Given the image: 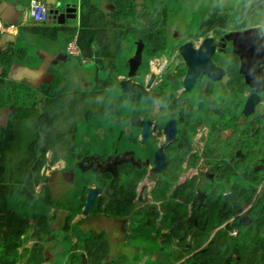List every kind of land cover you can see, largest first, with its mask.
Wrapping results in <instances>:
<instances>
[{
	"label": "rangeland",
	"instance_id": "rangeland-1",
	"mask_svg": "<svg viewBox=\"0 0 264 264\" xmlns=\"http://www.w3.org/2000/svg\"><path fill=\"white\" fill-rule=\"evenodd\" d=\"M93 1L98 6L99 10L101 11L104 10L105 12L111 9L112 3H113V0H93ZM137 1L143 2L144 4H153V3L164 4L166 2H169L170 4L175 3L174 0H137ZM249 1H251V5ZM49 2L50 4L44 1L45 6L47 7V15L45 18H42V19L35 18L34 15L32 14L31 5H29V8L26 10L25 16L26 17L30 16V18L36 24H39L40 27L48 25V24H45L47 22H52V21L54 23L59 22V21H56L54 18H51V10L52 9L60 10V8L53 7V4H55L53 3V1H49ZM257 2L258 0H181V3H180L181 6L179 7V9L183 5L187 8L180 10V11L178 10L176 15H174L170 9L169 10L163 9L160 12L161 14L160 29L164 30V28H161L162 26L168 27L167 33H166L168 41L165 44H163L164 49L170 50L172 47V44H174L179 38L183 37V39H186L188 36L193 35L196 28L197 27L200 28L202 25L206 24L210 17L211 19L217 20V23H219L220 21L217 15H211L217 10L216 7H213L216 5L221 6L224 10H228L227 11L228 18H231V20H225L223 21V23L226 25V28L231 29V31L234 33L235 36H238L237 34L239 33L240 29H237L235 26L238 23V20H237L238 8H241L242 25H248L255 21L254 18L249 15L250 8H253L251 10V13H253L254 15L255 14L257 15L258 13H260L258 16V19L262 18L264 20V8H262L261 10H256V5L258 4ZM202 3L203 4L207 3L205 10L203 11L198 7V5H196V4H202ZM234 3H237V4H234ZM231 4H234V5H231ZM239 4H242V6L238 7L237 9L234 8ZM71 7H73V4L71 5ZM254 10H256L258 13ZM76 11H78L77 7H76ZM61 12H65V10ZM149 13L152 14L154 13V11L150 9ZM149 13L148 14H146V12L142 13V17L141 19L139 18V22L146 21L148 24H150L151 14ZM163 13H168V15L164 17L162 15ZM0 19H1L2 24H6V26H3L0 24V43H1V39L3 35L6 34L8 31L7 27L12 28L13 25L12 23H6L7 20L5 21L4 17L1 16V13H0ZM169 26H174L175 28L169 27ZM172 29H177V33L172 35V32L170 31ZM240 32H244V31L241 30ZM164 35H165V32H164ZM139 39H142V38H139ZM137 40L134 39L132 30L130 28L129 42L131 43L132 41V44H131L132 48H129L128 50L121 48V50H119L118 53H116L117 57L114 59V65L116 67L115 71L105 68L106 66H108L105 61L103 64L99 63L98 68H99L100 76H104L105 74H107V72L104 69L110 70L111 74L114 75V85H116L117 87V88L112 87V88H107V89L102 90L104 94L105 102H103L100 99L101 97H99L98 95L89 96L90 94L89 88L82 86L83 87L82 89H84L85 92H83V90H77L78 92H75L73 89L70 90L68 86L66 87L68 92L71 95V98L73 97V99L76 100V103H74L73 110H71L70 112L69 122L66 124V117L63 114L62 120L57 124V128L60 130L61 129L65 130L66 128L65 135L67 136V138L64 139V142H65L64 151L62 152L59 151V154H60L59 159L61 158L60 161L57 162L55 165L48 164L49 169L46 171V174H47L46 176L49 177L55 174V171H53V169H57L62 164L61 160L63 159H66L68 161L70 160L72 149H69L68 147L70 146V144H74L76 146V151L78 150L77 152L80 153V155L77 154V158L73 159L70 162V166L75 168V165L78 163L79 168L76 169L75 171V174L78 176L77 180L75 182L73 181L72 173L70 171H66L67 173L65 171L59 172L52 177V180L53 178L55 179L51 182L52 189L54 190V193L56 194V196H53L54 198L51 195V189H48L47 192L45 191L47 194L44 193L41 196L39 195L40 196L39 200L38 199L32 200L28 197H23L17 192L15 193L13 199L10 200L12 206L22 213H26L30 215H32L33 213H43V214H54L55 213L56 214V218L52 221V225L55 224V227H56L54 228L55 230H53V233H52L53 241L48 243V247H50L49 249L51 250L49 253L56 254V256L54 259H51L50 261H48L50 264H65V262H67V260L69 259V256L71 254H74L75 244H77V246H83L86 243V239L90 238L91 233L93 231L97 232L98 234L99 232H101L99 231L98 228L95 227L94 223L92 222L86 223L85 216H83L84 211L81 205L82 201L80 200V197L84 193L82 191L83 188L90 182L91 179H93V181L96 180V177H97L96 171H99L97 170L96 167L93 168V165L90 163V161L95 164L96 159H94V157L96 156H100V157L102 156L103 158H105L107 155H110V154L118 156L120 154H124L127 151H134V153L138 154V156L135 154L137 157H142L145 155V150H144V147L142 146V141L140 138L142 134L141 128H140V132L139 130H137L136 135L139 134V139H137L136 141H133L130 138V135H127L125 131L127 123L133 122V120L139 118L138 112H137L138 104L140 105L141 110H143L146 107L148 108L149 113L152 116V120L154 121V123L150 122L149 128H148L150 132L149 135L151 137V140H153V142L152 141L149 142L150 147H152V144L154 145V143L156 142V140H154L155 138L161 137V136H158V128L160 126V123L162 122L161 120L162 113L158 115L155 113L154 107H153L154 101L151 104L148 103V101L151 100L153 96L138 97L137 94L135 93H131V92L126 93V92H123L121 89V83L125 82L127 78H129L128 72H129L130 67L128 64V60L132 56H134L136 52ZM71 42H75L77 47L79 48L78 54H72L69 52L68 46ZM65 48H66V52L68 55L73 56V57L80 56L81 58L79 59H83L82 51L78 44V36H74L71 40H69ZM2 54H4V60L6 62L11 59L10 55H16V54L25 55L23 52H19L18 50H14V49H12L11 52L9 51L0 52V56ZM154 56L155 55L151 53V56L149 57V60L147 62H145L143 58V64L139 67V69L136 72L130 75V78L132 80L139 81L140 83L146 85L151 74L156 73V69L154 67V63L156 65V61L154 60ZM144 57H146V53H144ZM41 61H43V58ZM74 63L81 65V61H79L77 58L74 59ZM192 66L193 65H191V67ZM81 69L85 71H81L79 73L78 75L79 82L77 83L84 84V83H80L81 80L79 78L84 77V76H87L88 78V75L97 69V64L82 63ZM102 71L104 72L103 74H102ZM108 76L109 74H107V77ZM234 78L238 80L236 76H234ZM68 79L71 81L72 77H69ZM96 79H97V76L96 74H94L93 83H94V87L97 89ZM108 79L109 77L107 79H103V81L108 80ZM165 79L167 80L166 81L167 84L165 85L166 88L168 90L173 89L174 86L170 84L171 80L168 79V77ZM9 84L13 85L16 83L9 82ZM12 85L5 87L7 89L12 88V90L8 91V94L11 93V97H15L17 94L19 97L20 95L25 96V99L21 97L19 99H21L22 101H25L26 105H30L34 101V105H36L38 108H41L38 104L40 103L39 102L40 98L38 97L39 93H37L36 97L34 98L33 94L31 93L33 91L32 88L27 89L24 86H21L19 88L17 87L13 88ZM44 85H47V84H43V86L41 87V90H44L43 89ZM185 85H187L190 88L192 87L193 84L191 83L190 85H188L187 80H186ZM148 91H151V94L153 93L154 91L153 84H152L151 89H149ZM35 99H38L39 101H36ZM226 100L227 102L231 101V99L228 96ZM200 102H201V99H199L198 101V104H197L198 106ZM99 104L103 106L102 110L100 111H99ZM237 104H239V102H237ZM258 107L257 109L255 108L253 111L251 110L248 113V116L249 115L250 116L264 115V113L259 111L260 109ZM8 111L9 109H7L5 113L4 112L1 113L2 114L1 120L3 119V122L0 123L1 125L5 124ZM170 113L171 112L169 111V114ZM248 116L244 114V110L243 111L234 110L233 114L231 115L233 126L236 128V126L239 125L240 123H243L244 118ZM32 122L33 121H30L27 124L28 125L27 128L29 131L32 130L33 128ZM170 124L171 122H169L166 125V134H167ZM225 130H228V128H225ZM210 131L213 133H221V130L215 128L214 126L211 128ZM251 133L252 131H250L249 134ZM192 136L193 137L190 139L183 140L180 143L179 147L173 151V153L170 155L169 158L172 159L173 165H176L177 163H181V162H184L192 158L193 161L197 160L199 162V166L191 167V166L186 165L185 167L182 168L180 172H178V169H177L176 172L168 171L171 174L167 173V171L158 174L160 172V169H156L157 166L154 163L153 165H149L148 168H149L150 174H153V175L158 174L157 178L161 181L158 188L157 187L155 188V194L152 195L151 198H153L154 201L160 200L162 204L161 205L159 204L158 206V205H155L153 201L151 202L152 199L148 196L147 191H145L144 194L149 197L148 202L143 204L140 209L137 207L139 202L132 200V201H127L125 203L124 208L128 210L130 221H131L128 223L129 225L128 231L130 232L128 234V239L123 242L125 245H117L116 243L111 244V238L109 236V231L105 230V232L107 233L106 239L109 243L110 255L112 256V254H116L115 255L116 259L113 260L114 262H112V264H122L123 262L131 263L132 261L133 262L137 261V264H139V262L142 261L145 255L148 256L147 264H159V260H157L158 255H155V253L161 255V253L164 252V251H161L163 247L160 246V244L162 242V238L165 237L164 232H168L170 229V225L167 224L168 217L167 219L164 220V222L163 220L162 221L160 220L163 223L161 224L159 223L161 214L163 212L168 211L169 212L168 216H170V215L175 214L176 212H180L179 208L174 203L175 199L180 203H186L184 199V195L186 193L200 194L205 189L204 185L206 183V176H204V165L201 164L202 160L200 159V155L195 154L194 152L197 148L198 138L197 136L195 137L194 135ZM193 138H195V141H196L195 149L192 150L190 154L186 155L190 151V149L194 147L191 146V147H188L187 149H183V148L187 142H192ZM119 142H122L120 146H119ZM263 146H264V143L258 142V147H263ZM244 149L246 151L245 153L246 156H242L243 161L241 164V169L244 172H242L241 174H237L239 173L238 170L236 172L231 171L228 173V176L230 179H234V180L238 178L239 181H241L242 183H246L249 185L257 184L258 188L260 187L263 193L264 169L263 167L260 166V164H257L255 169H252L251 165L254 163L264 164V152L260 150H254V155L252 158H250L251 151L248 150L247 148H244ZM49 153H48V157L50 159H54L55 156H52L51 158V155H52L51 153H53V150L49 151ZM149 154L152 157V162H154L155 152L153 153V151L150 150ZM157 154L159 157V163L161 165L164 152L162 149H159L157 151ZM86 158L88 160L84 162V165H83V160ZM123 159H126V156H124ZM215 159H216L215 156H211V161L209 165H212ZM229 159L233 160L232 153L229 155ZM237 161H241V160H237ZM218 162L222 163L221 160H219ZM120 165H121L120 171L122 172V174L120 175V172L118 173L113 172L112 174L116 176H122L126 168L128 167L132 168L131 173L129 172L130 175H123L120 180L122 185H125V186H129L130 183L139 175L141 176V178H144L147 173L146 171L148 170L146 167H143V165H141L140 167L133 166L128 162L121 163ZM46 166L47 165H45L44 168ZM161 167L162 166H160L159 168ZM205 174L208 175L209 177L216 176L214 171L212 172L207 171L205 172ZM245 175L248 177V179H245ZM257 177H262L261 181H258ZM64 179L72 184L69 186L63 185ZM120 181H119V186L121 184ZM193 182H200V184L197 186H192L191 184ZM62 186H64L65 188H61ZM119 186H117V188H119ZM175 186L178 187L177 193L174 195H171V191L174 189ZM183 186H187V187L191 186V188L187 190V187H186V191L182 192ZM230 186H232V184ZM41 188H42V185H39L37 189L38 194L41 193L42 191ZM227 189H228V186H226L225 190ZM88 190L86 191V193L88 192ZM102 192L104 193V191ZM246 192H247V189L245 190V193ZM109 197L110 199L106 202V204H109V202L112 200H118L117 197H113L110 194H109ZM106 198L108 199V197ZM207 203L208 204L211 203V198L210 199L209 197L207 198ZM66 207L71 208V209L67 210L65 209ZM227 207L229 206L226 204L223 208L226 209ZM153 208H155V210H152ZM182 210L184 214L187 213V208L184 205L182 206ZM200 211L204 214L210 212V210L207 207L200 209ZM200 211L197 210L195 212V217L197 216V219L201 222L204 217ZM214 211L216 210H213L212 212ZM97 212L95 211L94 207H89L88 211L85 213L88 215H93V214H96ZM157 214H159L158 218H157ZM240 216H244V217L243 218L241 217L240 221H239V218H237L239 224L241 221L244 222V223L241 222V224L243 225H247L250 223L251 216L249 214L248 209H243L239 214V217ZM246 216H248V218ZM186 218H189L188 213L186 215ZM155 219H157L158 223H156ZM152 220H153V223L150 222ZM214 220L212 222H214ZM120 223L124 224L125 221L121 220ZM224 228L229 229V225H226ZM219 230H222L221 227L215 226L212 230L213 235H215L216 232ZM231 230L233 231L230 233V235H235L234 234L236 232L235 227L234 229H231ZM257 236L258 235H254V234L246 235L245 233L242 235V237L239 240H237V238H235L234 240H230V237H228V240L231 241V243L233 244H239L248 249L249 247L248 240L253 239L254 242L252 245L250 244L251 246L248 249V250H252L253 248L257 246V243H256ZM32 243L33 241L29 240L27 245L30 246ZM55 245H57V247H55ZM144 246L147 247L146 250L149 253L145 252L146 250L144 249ZM195 246L196 245H194V247ZM127 247H130L131 249ZM188 249H189L188 245H183V248L170 252V254L172 255L170 262H173L171 264H191V262L187 261V259H189L190 257L186 255V253L189 251ZM165 254L166 252L163 253L162 255H165ZM255 254L257 255L258 259L262 257L261 251ZM137 255H138V258L140 259L136 258L134 260V258ZM201 260L202 259H198V261H201ZM20 264H25V262H21ZM209 264H212V262L211 263L209 262Z\"/></svg>",
	"mask_w": 264,
	"mask_h": 264
},
{
	"label": "flooded vegetation",
	"instance_id": "flooded-vegetation-1",
	"mask_svg": "<svg viewBox=\"0 0 264 264\" xmlns=\"http://www.w3.org/2000/svg\"><path fill=\"white\" fill-rule=\"evenodd\" d=\"M128 1H132L138 6L146 8L143 12H146V14L149 13L150 9L155 7V4H144L137 0ZM180 3L181 0H177L173 4L166 2L164 4L159 3L158 6L161 11L163 9H170L172 13L176 15L178 10L180 11L187 8L183 5L179 9L181 6ZM202 4L196 5L203 11L207 3ZM241 6L242 4H239L234 8L237 9ZM213 7H216L217 10L213 14H210L217 15L220 21L219 23H217V20L211 19L210 17L206 24L202 25L200 28H196L193 35L188 36L186 39H183V37L179 38L172 44L170 50L164 49L163 44L168 41L166 36L168 27L162 26L161 28L165 30L164 40L158 46L155 42V47H144V61L147 62L151 53H153L155 55L154 60L158 66L156 69L157 77L153 82V97L148 103L151 104L154 101L153 107L155 113L157 115L162 113V122L158 128V136L161 137L155 138L154 140H156V142L150 147L149 142L151 141V137H143L144 126H142V122L150 121L154 123V121L152 120L148 108H144L143 111L138 104L137 112L139 118L133 120V122L127 123L125 131L127 135H130L133 141H136L139 139V134L136 135L137 130L140 132L141 128L142 134L140 138L145 150V155L137 157L138 154L134 153V151H127L118 156L112 154L107 155L105 158L96 156L94 157V159H96L95 164L90 161L93 168L96 167L99 171L118 173L120 171V164L125 162L133 166L140 167L143 165V167L148 168L149 165H153L154 163L152 162L149 151L152 150L156 155L157 151L162 149L165 156L163 166L164 172L167 170L170 162L172 163V159L169 158V155L179 147L183 140L192 138V135H194V137L197 136V141L206 149V160L204 165V176H206L205 189L200 194L186 193L184 195L186 203H181V210L184 205L189 214V218H186L187 214L182 217L184 224L193 220L197 226L199 225V220L195 217V212L197 210L200 211V209L207 207L210 212L213 210L217 211L230 202L233 194L232 187H234L233 183L235 180L230 179L228 173L231 171L236 172L237 170L239 171L237 174L244 172L241 169L243 161L242 156H245L246 153L244 148L251 151L250 158L253 157L254 150L264 152V148H257L258 142L264 143V115L248 116L247 114L248 117L244 118L243 123L238 129L235 128L236 131L232 130L233 122L231 117L234 110H244L252 90H255L260 97V101L256 104L255 108L257 109L259 106V111L264 113V20L262 18L258 19V14L254 15L250 13L249 15L252 16L255 21L248 25H242L241 8H238V23L235 26L237 29H240L239 32L241 30L246 31L247 29L254 28H257V31L251 30L243 36H240L239 33L237 34L238 36H235L231 29L226 28V25L223 23L225 20H231V18H228V10H224L218 5ZM162 15L166 17L168 13H163ZM152 21L153 19L150 17V24L146 21L142 22V32L145 31L147 27H150ZM160 25L161 20L159 21V26ZM169 27L175 28L174 26ZM170 31L172 35L177 33V29H172ZM188 43H190V45H187ZM156 49H158V51ZM144 53H146V57H144ZM190 65L193 66L191 67ZM234 76H236L238 80H236ZM167 77L171 80L170 84L174 86L173 89L168 90L166 88L165 85L167 84V80L165 78ZM186 80L189 82L192 81V87L189 88L185 85ZM227 96L231 99L228 108L225 106ZM199 99H201V102L198 106ZM237 102H239V104H237ZM169 111L171 112L170 114ZM169 122H171V124L166 134V125ZM213 126L220 129L221 133L211 132L210 130ZM225 128H228V130H225ZM250 131L254 132L249 134ZM121 143L122 142H119V146ZM231 153L233 155V160L229 159ZM124 156H126V159H123ZM211 156H215L216 159L213 161L212 165H209ZM87 160V158L83 160V165ZM219 160H221L222 163L218 162ZM188 163H191L190 160ZM257 164H260L264 169V164L261 163H254L251 165V168L255 169ZM207 171H214L216 176L209 177L205 174ZM90 184L91 183H88L87 185L90 186ZM199 184L200 182H193L191 185L197 186ZM231 184L232 186H230ZM149 186L150 184L146 186L144 192L148 191ZM226 186H228L227 190H225ZM190 188L191 186L187 187V190ZM177 189L178 187L175 186L171 191V195L176 194ZM208 197L209 199L211 198L210 204L207 203ZM154 204L159 206L158 202ZM161 204L162 202L160 205ZM176 206L180 209L178 204H176ZM216 211H214V213H216ZM241 217L243 218L244 216H237L239 221ZM246 217L248 218V216ZM234 221L235 219L226 221L227 223L219 227L231 233L233 231L231 229L234 226ZM226 225H229L230 230L224 228ZM214 226H218L217 223H214ZM235 229V235L232 236L236 238H241L245 233L246 235H252L258 231L252 217L250 218L249 224L235 226ZM123 239H125V237ZM188 239L190 240L191 236H188ZM162 251H164V247ZM155 255H157V253H155ZM160 256H162V254ZM158 259L159 257L157 260ZM108 263L112 264V262ZM140 263L141 262H139V264ZM167 263L171 264L173 262H159V264ZM227 263L240 264V262ZM244 263L248 262L244 260ZM122 264L130 263L124 262ZM191 264H203V262H191Z\"/></svg>",
	"mask_w": 264,
	"mask_h": 264
},
{
	"label": "trees",
	"instance_id": "trees-1",
	"mask_svg": "<svg viewBox=\"0 0 264 264\" xmlns=\"http://www.w3.org/2000/svg\"><path fill=\"white\" fill-rule=\"evenodd\" d=\"M176 1L177 0H174V2ZM113 2L116 5L117 10L115 13L119 16V21L122 20V17L124 20H129L134 39L139 37L137 36L139 35V31L141 32L140 37L144 40L146 47H155V42L158 46L164 40V30L160 29L159 26L161 10L158 4L153 3L155 7L152 9L154 13L151 14V19H153L152 24L142 32V22H139V18L141 19L142 13L146 8L140 7L132 1H128L127 3L126 0H113ZM249 2L251 5V1ZM257 3L256 10L264 8V0H258ZM96 6V4L92 3V0H82V24L78 35V44L81 48L83 59L94 57L96 62L103 64L105 59L102 57L100 50L104 49V46L101 47V43L105 42L107 39L103 37L99 39L98 47L96 48L97 37L94 35L90 21ZM252 9L253 8H250L249 14ZM259 14L260 13H258V15ZM37 30L39 33H43L49 37L57 36V33L53 31L52 28H37ZM117 36L119 39L111 52V56H116V53L121 50L122 41H126L125 39H128L126 50L132 48V41L131 43L129 42V34L128 38H126V36L124 37L121 27L118 28ZM109 62L108 66L105 68L115 71L116 67L114 61L109 60ZM104 70L109 74V79L104 81L103 79H96V87L98 89L105 88V86L111 87L114 83V75L111 74L110 70ZM2 74H5L4 71H2ZM4 78H0V123L3 122V119L1 120V113H5L7 109H9V111L5 124H0V264H20L21 262H25V264H43L46 261L45 249L48 247V243L53 241L52 233L55 229L52 225V221L56 218V214L33 213L30 215L22 213L12 206L10 200L13 199L16 192L23 197L39 200L40 196L46 193L48 189H51V195L53 197L54 190L52 189L51 182L55 179L53 178L52 180L54 175L48 177V182L42 186L40 194H38L37 189L41 183L44 166L48 163L55 165L61 159H59V151H64L65 142L63 139L59 140L64 130H60L56 127L54 136L51 135V132L56 122L55 112L59 100L58 96L62 93L66 95L68 90L66 88L67 86L56 83L60 79L57 76L51 85H44V87L47 88L43 89H45L48 96L46 106L44 108H38L34 105V101L30 105H26L25 101L19 99L20 97L25 99V96L20 95L19 97L17 94L15 97H11V93L8 94V91L12 90V88H5L7 86V81L4 80ZM21 86L23 85L12 87L19 88ZM31 93L35 98L37 93L41 92L39 90ZM35 100L39 101L38 99ZM62 115L63 113L58 115V123L62 120ZM30 121H33V128L29 131L27 124ZM64 134H66V132H64ZM68 148L72 149L68 164V167H71L70 162L76 159L77 154L80 155V153L77 152L78 150L76 151V146L74 144H70ZM51 150H53L51 158L55 156L54 159L48 157V153ZM77 164L75 165L76 169L79 168ZM75 168L74 174L76 171ZM96 172V180L93 181V179H91L89 183L95 182L99 187L104 188L106 192L96 198L95 202L97 203L94 205L95 211L97 212L98 210L97 213L101 211L111 212L107 214L115 218L117 216L129 215L128 210L124 208L123 204L125 205L127 201L133 200V197L138 191L137 185L141 177L134 179L129 186L121 184L119 186L120 179L118 176L108 171ZM119 172L121 175L122 172ZM245 179H248L246 175ZM261 179L262 177H257L258 181H261ZM160 182L161 181L158 179L155 188H158ZM117 186H119V188H117ZM155 188L153 195L155 194ZM88 189H90V187L86 185L82 190L84 193L80 198L84 201L87 199ZM87 190L88 192L86 193ZM109 194L113 197H117V199H124L126 202L122 205L110 203L105 206V203L110 199ZM106 197H108V199ZM122 201L123 200H121V202ZM176 203L181 206L180 202ZM81 205L83 207V204ZM65 209L70 210L71 208L66 207ZM255 209L264 210V195L259 194V199L253 210ZM168 213L169 212L166 211L164 219L168 217V225L173 219L177 224V228L164 234L165 237L160 246H163L165 251L161 254L167 252L168 255L160 256L158 259L159 262H170L172 258L170 254L171 241H176V239L179 238L178 241L180 246H183L185 243H190L192 245L187 253L194 254L187 259L188 262H203V264H209V262H212V264H223L227 262L264 264L263 235L258 234L256 241L257 246L252 250L248 249L253 244V239L248 240L249 247L247 249L242 245L231 243L228 237H230V240H234L236 237H233L224 229L217 231L215 235L211 236V226L214 223L221 224L227 221V209H219L216 213L208 212L204 214L201 212L204 218L201 222L199 221L198 226L193 220L184 224L182 215H179L178 220H175L172 215L168 216ZM175 214L178 215L179 212ZM220 215L221 217H219ZM157 216L159 215L157 214ZM213 220L214 222H212ZM151 222H153V220ZM184 226L185 230L182 231ZM258 226H264V224L261 223L258 224ZM197 232L199 233L197 234ZM98 235V233L93 231L90 238L86 239L85 245L77 246V244H75L74 254L69 256L67 262H77V264H109V243L105 236ZM188 236H191L192 239L189 240ZM239 239L240 238H237V240ZM29 240L33 241L30 246L27 245ZM194 245L196 246L194 247ZM55 247H57V245H55ZM145 249H147V247ZM259 251L262 252V257L258 259L255 253ZM145 252L149 253L148 251ZM54 255L56 256V254ZM198 259L202 260L198 261ZM244 260L248 263H244Z\"/></svg>",
	"mask_w": 264,
	"mask_h": 264
},
{
	"label": "crops",
	"instance_id": "crops-1",
	"mask_svg": "<svg viewBox=\"0 0 264 264\" xmlns=\"http://www.w3.org/2000/svg\"><path fill=\"white\" fill-rule=\"evenodd\" d=\"M45 2H48L50 4L49 1H53V7L55 8H60L61 11H64L66 8V4L71 3L76 5L78 11H77V17H73V18H67L65 20L64 23L62 22H56L54 23L52 22H47L45 24V26L40 27L39 24H36L31 18L30 16L26 17L25 13L26 10L29 8V3L30 0H0V13L1 16L4 17L6 23H12L13 27L9 28L7 27V33L3 35L2 39H1V43H0V52H4V51H9L11 52L12 49L14 50H18L19 52H23L25 55H20V54H16V55H10L11 59L8 60L7 62L4 60V54H2L0 56V78H4L7 81V86H10L12 84H9V82H14L16 84H13L12 86H18V85H23L25 88H32L33 91L32 92H37L40 90L41 93H39L38 97L40 98V103L39 106L41 108H44L46 106V101H47V93L44 90H41V87L43 86V84H47V85H51L53 80L58 76L60 79L56 82V83H60L64 86H68L69 89H73L75 92H78L77 90H83V92H85L84 89H82L83 87L89 88V96H96L98 95L99 97H101L100 99L105 102L104 99V94L102 92V90L107 89V88H112V87H116V85H111V87L105 86V88L102 89H96L94 87V74H96L97 79H106L107 78V74H105L104 76H100L99 74V62H96V59L90 58V59H79L81 58L80 56L77 57H73L67 54L66 52V44L69 40H71L74 36H78L80 33V28H81V24H82V17H81V2L82 0H43ZM128 3V0H126ZM92 3H94V1L92 0ZM95 4V3H94ZM51 7V8H53ZM116 5L114 4V2L112 3L111 9L108 11H104V10H99L98 6L95 7L93 13H92V19L91 21V25H92V29L94 32V35L97 37V46L98 47V42L99 39H101L102 37L107 39L105 42L101 43V47L104 46V49H101V55L102 57L105 59L106 64L108 65L110 61H114V59L117 57L116 56H111V52L114 49V46L116 44V42L118 41L119 37L118 35V28L121 27L122 31L124 33V37L126 36V38H128V34L130 31V22L129 20L125 19L122 17V20L119 21V16L116 15L115 11H116ZM6 26V24H5ZM37 28H49V29H53V31H55L57 33V36H52L49 37L47 35H44L43 33H39ZM139 36L137 39L142 38L140 37L141 32H139ZM136 39V40H137ZM126 41H122V48L126 49V47L128 46V39H125ZM158 51V49H156ZM118 53V52H117ZM96 57V56H95ZM43 58V61H41ZM78 59L79 61H81V65L80 64H76L74 63V59ZM9 62V63H8ZM82 63L87 64V63H91V64H97V69L93 72H91L87 76L84 77H80L79 79L81 80L80 83H84V84H79L77 82H79L78 80V75L81 71H85L82 70ZM154 67L155 69H157V65H155L154 63ZM6 69V70H5ZM89 70V68H88ZM2 71H4V73L6 74H2ZM104 72L102 71V74ZM59 74V75H58ZM72 77V80L70 81L68 78ZM6 86V87H7ZM83 86V87H82ZM47 88V87H44ZM117 88V87H116ZM28 91V90H26ZM116 94V93H115ZM114 94V95H115ZM51 98V97H50ZM58 103L56 106V112H55V117H56V122H55V126L52 129L51 135L54 136L55 135V129L57 127L58 124V115L60 114H64L66 117V124L69 122L70 120V112L71 110H73V105L74 103H76V100L73 99V97L71 98L70 93L67 91V95H65L64 93L60 94L58 96ZM227 99V97H226ZM150 101V100H149ZM230 102H225V106L226 108H228ZM102 107L99 104V111L102 110ZM242 123H240L239 125L236 126V129H238V127L241 125ZM68 126V125H67ZM235 127L232 126V130H235ZM66 130V128H65ZM64 130V132H65ZM64 132L61 134V137L59 140L61 139H65L66 136L64 134ZM254 131H252L253 133ZM153 142V140H151ZM195 145H196V141L195 138H193L192 142H187L186 145L184 146L183 149H187L188 147L193 146L194 148H191L190 151L186 154H190L192 150L195 149ZM258 149H262L263 147H258ZM182 149V150H183ZM195 154L200 155V159L202 160V165H205V160H206V149L197 141V148L194 151ZM50 154V153H49ZM52 154V153H51ZM172 154V153H171ZM170 154V155H171ZM169 155V157H170ZM246 156V155H245ZM190 160V164L188 163V161ZM62 164L57 168V169H53V171H55V174L59 173V172H66V171H73L74 172V168L68 167L69 161L66 159L61 160ZM49 164V163H48ZM47 164V165H48ZM191 166V167H197L199 166V162L193 161L192 158L181 162V163H177L176 165H173L171 162L167 168V173H170L168 171H174L176 172V170L178 169V172H180L182 170L183 167L185 166ZM78 166V164H77ZM147 168V167H146ZM148 170L146 171V175L144 178H141L138 181V191L135 194V196L133 197V201L139 202V204L137 205V207L140 209L142 207L143 204H145L146 202H148V198L153 195L154 193V188L156 186L157 182V175L163 172V167H161L160 172L157 175H153L150 174L149 172V168H147ZM76 170V168H75ZM132 168L128 167L123 175H130L129 172L131 173ZM165 172V171H164ZM67 173V172H66ZM54 174V175H55ZM171 174V173H170ZM122 175V176H123ZM122 176H118L119 179L121 180ZM139 177H141L140 175L137 176L136 178L138 179ZM78 176L76 174H74V182L77 180ZM135 178V179H136ZM91 182V181H90ZM121 183V181H120ZM72 183L68 182L67 180H63V185L65 186H69ZM149 186V189L147 191V195L144 194V190L146 188V186ZM122 185V183H121ZM234 187L233 189V194H232V198L230 200V202L228 203L227 209V221L230 220H234V227L235 226H241L239 224V222L237 221V216L240 214V212L243 209H248L249 210V214L250 216L254 219V222L256 223L257 229L258 231H256L255 233H253L254 235H258L261 234L264 236V226H258V224H264V211H262V209H255L253 210V208L255 207V204L257 203L258 199H259V194L264 195V190L263 193L261 191V188L257 186V184H246V183H242L241 181H239V179H235L234 183H233ZM98 185L95 182H92L90 184L89 187H97ZM186 187L187 186H183L182 187V192L186 191ZM61 188H65L64 186H62ZM42 189V188H41ZM247 189V192L245 193V190ZM103 190L106 192V190L103 188ZM53 196H56V194L54 193ZM151 202L153 201L154 203L158 202V204H160V200L159 201H154L153 198H151ZM80 200L82 201L83 204V211H84V207L86 205V202L84 200H82L80 198ZM121 200H123L121 202ZM124 202H126V200L124 199H118V200H112L109 202V204H119L122 205ZM176 202H178L175 199V204H177ZM95 203H92L90 207H94L95 208ZM179 203V202H178ZM179 205V204H178ZM124 206V204H123ZM179 214H173L172 216L175 218V220H178L179 215L185 216L186 214H183L182 210H181V206H179ZM259 208V207H258ZM222 209V208H219ZM152 210H155V208H153ZM98 211V210H97ZM164 211V210H163ZM107 213H111L108 211H104V212H99L93 215H88L86 213L83 214V216H85L86 219V223H94L95 227L99 229V235H103V237L105 236V238H107V233L105 232V230L109 231V236L111 238V244L116 243L117 245H125L123 242L126 241L128 239V234L130 233L128 231V223L131 222L130 221V216L129 215H124V216H117L116 218L107 214ZM166 216V212H163L161 214ZM218 214V213H217ZM159 215V214H158ZM159 216H157L158 218ZM221 217V215L219 216ZM123 220L125 221L124 224H121L120 221ZM165 219H163L164 222ZM156 223H158L157 219H155ZM151 222V221H150ZM160 221L159 219V223H163ZM120 223V224H119ZM153 223V222H152ZM225 223H227L226 221H224L221 224H218V226H223ZM236 224V225H235ZM170 225V229L168 232H170L172 229H176L177 228V224L175 223V221L172 219ZM53 227H55V224H53ZM214 224L211 226V229L213 230L214 228ZM234 227L232 229H234ZM201 229V228H200ZM185 230V226L184 229ZM168 232H164V234L168 233ZM212 232V231H211ZM97 233V232H95ZM199 232H197L198 234ZM211 236H213V233L211 234ZM125 237V239H123ZM192 239V238H191ZM190 239V240H191ZM122 240V241H121ZM163 238H162V242H163ZM179 238L173 241H171V250L175 251L178 249L183 248V246L179 245ZM161 242V243H162ZM183 245H188L189 249L192 247V245L190 243H185ZM163 247V246H162ZM50 247H47L45 249V254H46V261L43 264H50L48 261H50L51 259L55 258V255L53 253H49L51 250L49 249ZM130 248V247H129ZM139 248V247H138ZM146 247L144 246V249ZM117 250V248H116ZM146 250V249H145ZM147 251V250H146ZM165 251V250H164ZM193 253H186L187 256H191ZM116 254H112V256L109 254L108 256V261L110 262H114L113 260L116 259ZM143 255V254H142ZM158 257H160V254H157ZM168 255V253L166 252L165 255L162 256H166ZM142 257V256H141ZM138 258V256L136 257ZM134 258V260L136 259ZM140 259V258H138ZM137 262V261H136ZM136 262H131L130 264H136ZM124 263V262H123ZM65 264H77V262H65Z\"/></svg>",
	"mask_w": 264,
	"mask_h": 264
},
{
	"label": "water",
	"instance_id": "water-1",
	"mask_svg": "<svg viewBox=\"0 0 264 264\" xmlns=\"http://www.w3.org/2000/svg\"><path fill=\"white\" fill-rule=\"evenodd\" d=\"M72 4L68 3L66 4V9L65 12H61L59 9L57 10H51V18H54L56 21L59 22H65V20L67 18H73V17H77L76 14V5L73 4V7H71ZM252 29H247L244 32H239L240 36H243L247 33H249ZM187 45H190V43H188ZM186 45V46H187ZM189 57V56H187ZM190 62V60H189ZM128 64H129V72H128V76L129 78H127V80L123 83H121V89L123 92L126 93H135L137 94L138 97H149L152 96L151 91H148L149 89H151L152 84L155 80V78L157 77L156 73L151 74V76L148 79V82L146 83V85L140 83L139 81H135L132 80L130 78V75H132L134 72H136L139 67L143 64V55H142V45H139V43L136 42V52L134 54V56H132L129 60H128ZM189 64V63H188ZM191 66V65H190ZM192 83L187 81V84L190 85ZM250 104V100L247 102V107ZM150 134V132H149ZM164 160H165V156L162 157V164L160 165L159 163V157L158 154L156 153L155 155V160H154V164L157 166L156 169H161L159 168L160 166H164ZM93 197L90 196L86 202V205L84 207V213L88 211L89 207L91 206L92 202H93ZM161 221L163 220V218L160 219ZM242 223H244L243 221H241ZM148 259V256L145 255L141 261L140 264H146Z\"/></svg>",
	"mask_w": 264,
	"mask_h": 264
},
{
	"label": "bare ground",
	"instance_id": "bare-ground-1",
	"mask_svg": "<svg viewBox=\"0 0 264 264\" xmlns=\"http://www.w3.org/2000/svg\"><path fill=\"white\" fill-rule=\"evenodd\" d=\"M2 25L5 26V24H2ZM252 30L257 31V28H254V29H252ZM137 43H139V45H142V55H143V51H144V47H145V42H144L143 39H138V40H137ZM259 91H260V90H259ZM249 100H250V104H249V106L247 107L246 105H247V102H248ZM259 101H260V97H259V95L255 92V90H252L251 95L248 97V100H247V102H246V105H245V108H244V113L247 115L251 110L253 111V110L255 109L256 104L259 103ZM149 124H150V121H143V122H142V126H144V129H143V137H144V138H147V137L150 136V135H149V130H148V128H149ZM59 161H60V160H59ZM59 161H58V162H59ZM50 165H51V163H50ZM48 169H49V165H47V166L44 168V172L42 173V178H41V183H40V185H42V186L48 182V179H47L48 176H46V175H47V174H46V171H47ZM71 173H72V177H73V180H74V172L71 171ZM90 188H91V189L89 190V194H88L87 200H88V198H89L90 196H92V197L94 198L92 203L95 202V200H96V198H97L98 196H100V195H102V194L105 193V191L103 190V188H101V187H99V186H97V187H90ZM102 191H104V193H103ZM87 200H86V202H87ZM164 217H165V215L163 214V215L161 216V218L164 219ZM161 218H160V219H161Z\"/></svg>",
	"mask_w": 264,
	"mask_h": 264
},
{
	"label": "built area",
	"instance_id": "built-area-1",
	"mask_svg": "<svg viewBox=\"0 0 264 264\" xmlns=\"http://www.w3.org/2000/svg\"><path fill=\"white\" fill-rule=\"evenodd\" d=\"M30 5L32 7V14L37 19L45 18L47 15V7L44 4L43 0H30ZM0 24L1 19H0ZM69 52L72 54H78L79 48L77 47L75 42H71L68 46Z\"/></svg>",
	"mask_w": 264,
	"mask_h": 264
}]
</instances>
